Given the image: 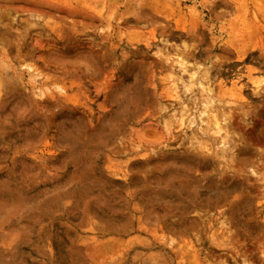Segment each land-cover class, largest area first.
Returning <instances> with one entry per match:
<instances>
[{
    "label": "rangeland",
    "instance_id": "1",
    "mask_svg": "<svg viewBox=\"0 0 264 264\" xmlns=\"http://www.w3.org/2000/svg\"><path fill=\"white\" fill-rule=\"evenodd\" d=\"M35 38L57 58L32 56ZM79 52L112 72L126 113L102 137L72 136L87 165L76 145L0 121V180L33 200L0 211V264H264V0H0V94L51 95L68 130L103 99ZM163 120V154L131 150L129 126ZM17 158L34 163L28 177Z\"/></svg>",
    "mask_w": 264,
    "mask_h": 264
},
{
    "label": "bare ground",
    "instance_id": "2",
    "mask_svg": "<svg viewBox=\"0 0 264 264\" xmlns=\"http://www.w3.org/2000/svg\"><path fill=\"white\" fill-rule=\"evenodd\" d=\"M34 40L35 41L32 42V48L34 49V51L32 52V56H35L37 60L38 59L44 60V58H46V60L48 61L51 58H57L58 55L56 54V50H54V49L48 50V48L50 46V45H48L49 39L43 41L41 39L35 38ZM85 51H86V49H85ZM86 52L91 53V51L89 49ZM87 53L82 54L81 52H79V54L77 55L79 58L82 59L85 70H89L92 66H94L93 63L87 57ZM92 69L93 70L90 69V71H95L94 75H92V74L90 75L91 78H95V81L93 82V90H94V92L101 93L103 95L102 101L98 104L99 114L96 117H94L93 115L86 114V113H81L79 115L80 119L78 121H74L71 125L72 128L68 130V129H65V124H63L62 122H59V121L57 122V120L55 119V116L57 115V113L53 111V109H54L53 104L49 103V101H48L49 96H51V95L46 96L45 92L41 91L38 94V96H39L38 98H41L43 95L46 97H44L42 99H37L34 97V95H35L34 93L33 94H29V93L26 94L24 92H18V93L16 92V93L12 94V93H10L9 90L6 89L7 90L6 92L0 94V121L6 119L7 116L8 117L9 116H16L19 121L20 120L25 121L26 126H28V122H30L32 124V126H31V128H27L26 131L30 134H38V135L42 134V135H44V137L46 135V138L44 139L45 146H51V145L57 146V142H59V140H60V142H63L64 144L67 143L69 145H76L78 150L81 151V152H79V155H80L79 157H81V158L85 157V159H86V160H84L83 164L84 165L89 164L90 154L87 153V155H86L84 150L82 149L83 146H82L81 142H74L72 140V136H74L76 134V132H79L81 140H84L86 138L92 139V138L102 137L103 135H105V133H104L105 131L108 132V130L109 131L112 130L113 125L115 124L114 119L116 118V119L120 120V118L123 115H125V113H126V108L123 107V104H124L123 102L125 99L124 98L121 99V97H120L122 94L125 97V90L117 91L114 89L115 85H113V82L111 79L113 76L112 72L110 71V72L104 73L101 69H97L96 67L92 68ZM134 84H136V83H134ZM137 93H138V89H137V87H135L130 92H128V95L133 100H136ZM119 97H120V108H119V110L116 111L113 118H110V117L108 118V112L106 110L107 105H109L113 101L119 99ZM56 105L61 106V107H63V110H67L70 112H73L78 108V106H76L75 104L68 105V104H65V102H61V101H58ZM128 111H129V109H128ZM61 112H64V111H61ZM83 112H85V111L83 110ZM94 121H96V122L93 123ZM99 123L101 126H99L97 129H95V127H97ZM54 128H56L55 133L53 132L55 130ZM126 135L129 137V145L131 146V150L134 151L135 153L145 151V152H153L157 155H161L164 153V151L161 150L163 143L166 142L172 136V127H171L170 123L168 122V120H163L160 123H158L156 126H153L150 124L141 125V123H138L135 126H129L126 130ZM36 138H38V137H36ZM120 144H122V145L125 144V141L123 140V138H121L119 140V145ZM197 156H198V154L191 153L190 155H187L186 157L191 159V158H195ZM149 158L150 157H148V159H146V161L144 163L142 162V165H144V166L148 165V163L150 162ZM20 160H21L22 166L25 165L20 170V176L21 177L22 176L28 177V175L30 173V170L28 168H29V166L34 165V163L32 161H26V159H21V158L16 159V161H20ZM167 161H170L174 165H177V163H180V165L182 164L181 167L187 171H189L190 167L192 166V164L189 161H184V160L181 161L180 159H178L174 155L173 156L170 155L169 157H166L164 162H167ZM157 162L160 163L161 160L160 161L157 160ZM24 163H27V164H24ZM174 170L175 169L173 167L169 168L167 170V172L165 173V176H171L174 173ZM83 172L84 173L82 174V176L85 177V176L89 175L88 169H85ZM185 173H186V171H185ZM82 176H80V177H82ZM44 178L46 180H49V181H55L56 175L46 173L44 175ZM96 181H97V179H96ZM99 183H100V181H99ZM28 184H29V182H28ZM179 184H180V186H182L180 189H178L180 192L181 191L183 192L184 189L188 190V191L193 189L191 187H188V185L182 179L179 181ZM19 188L20 187H18V186L12 187L10 185V179H8V178L0 180V211H2L4 214L6 212H10L12 209H15V208H21V207H27V206L30 207L32 205L33 200H29L31 198L27 199L26 197H24V195L21 193L22 191L20 192ZM55 189H56V187H55ZM62 189L63 188H60V189L57 188V192H58L57 194L58 195L60 194ZM69 190L70 189H68V191ZM237 198L238 197H235V201H233V205L238 203L236 200ZM203 200H204V197H203ZM244 202H245V200H244ZM88 205H90V204H88ZM237 205H239V204H237ZM25 211H27V210H25ZM0 225H1V223H0ZM0 243L2 246V243H3L2 237H0ZM0 258H2V256Z\"/></svg>",
    "mask_w": 264,
    "mask_h": 264
}]
</instances>
